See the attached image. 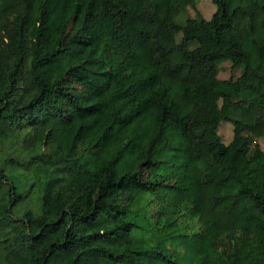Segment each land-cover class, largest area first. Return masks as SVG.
<instances>
[{"label":"trees","instance_id":"1","mask_svg":"<svg viewBox=\"0 0 264 264\" xmlns=\"http://www.w3.org/2000/svg\"><path fill=\"white\" fill-rule=\"evenodd\" d=\"M211 1L0 0V264H264V0Z\"/></svg>","mask_w":264,"mask_h":264},{"label":"rangeland","instance_id":"2","mask_svg":"<svg viewBox=\"0 0 264 264\" xmlns=\"http://www.w3.org/2000/svg\"><path fill=\"white\" fill-rule=\"evenodd\" d=\"M196 6L197 9L199 10L201 16L203 18H208L210 16V14L214 11L215 6L213 4V2L211 0H196ZM193 11L190 8H187L185 12L180 13L176 19L178 21H181L185 16H193ZM237 56L242 57L243 53L241 52H237ZM229 63L227 61L223 62L221 64V67L218 71V77L221 79H226L229 77H236L238 75V70H234V71H230L228 66ZM171 124L175 125L176 122H172ZM218 134L220 135V138L223 142H227L230 137H231V126L227 123V122H220L218 128H217ZM174 139L176 141H179V137L177 135L174 134ZM257 140V139H256ZM259 142V147L264 150V139L262 140H258ZM186 158H187V163L188 165H190V158L189 155L186 154ZM190 176H191V180H192V188L189 190L188 194L193 195L194 197L197 198H206L209 197L211 195L216 194V192H214V190L208 186H201L197 183V180L192 172V170H190ZM231 182L226 183V185L224 184V186H229ZM231 186L230 188H227L226 191H220L219 195H220V200L219 203L217 204V207L215 206L213 210H211V215H210V219L213 223H217L223 227H227V226H244L246 225V218L248 215L243 216L242 215V211L243 207L241 205V202L239 201H243L242 198H239V200H233L231 199V194H232V190H231ZM243 204V202H242ZM30 207L32 208V210H37L38 208V202L35 199L34 201H30ZM151 209H153V206H151ZM250 215L254 216L255 214H253V212H250ZM178 221L179 226L184 225L186 227V225H188V228H185V232L189 233L190 231H195L198 227L197 222L191 221L189 219H187L186 216H181ZM167 246V245H166ZM169 247V246H167Z\"/></svg>","mask_w":264,"mask_h":264}]
</instances>
